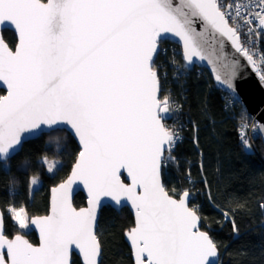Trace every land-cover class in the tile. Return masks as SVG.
<instances>
[{"label":"snow or ice","instance_id":"6c2138e0","mask_svg":"<svg viewBox=\"0 0 264 264\" xmlns=\"http://www.w3.org/2000/svg\"><path fill=\"white\" fill-rule=\"evenodd\" d=\"M241 7L235 5V18L251 23ZM256 7L264 8V0ZM184 9L231 40L255 66L216 0H184L175 7L171 0H0V25L18 33L15 50L0 39V81L7 86V95L0 96V171L10 173L22 134L44 125H70L81 145L71 175L52 189L50 215L31 220L40 230L39 247L21 235L8 239L0 218V264H71L74 249L83 264H97L95 225L104 197L117 205L130 201L135 210L128 232L135 264H216L217 246L200 231L189 193L174 197L160 182L179 138L160 115L169 110L153 59L162 34L184 41L188 62L203 59ZM255 18L264 26V12ZM121 170L131 184L121 180ZM77 181L89 196V206L79 210L69 197ZM12 212L20 229L28 227L24 209Z\"/></svg>","mask_w":264,"mask_h":264},{"label":"trees","instance_id":"16d2710c","mask_svg":"<svg viewBox=\"0 0 264 264\" xmlns=\"http://www.w3.org/2000/svg\"><path fill=\"white\" fill-rule=\"evenodd\" d=\"M3 35L14 48L15 33L6 30ZM167 46L169 50L164 57L157 56L155 67L160 61L161 99L170 95L181 106L176 117L182 126V139L171 153L173 159L165 160L164 186L174 197L184 191L192 195L190 207L196 206L202 229L221 253V264H264L262 139L259 137L250 151L242 147L237 132L246 113L239 106H227L224 92L216 88L205 69L202 73L197 68L185 71L178 45ZM4 94L1 90L0 96ZM79 151L71 134L53 131L25 143L11 160L10 173L0 171V207L8 237L19 234L9 210L24 209L30 218L47 215L50 190L69 176ZM44 159L57 160L61 165L52 174ZM32 178L40 182L35 190ZM74 204L77 208L85 206V196L79 194ZM134 225L128 208L120 213L109 206L102 209L97 233L103 250L101 264H134L125 241V233ZM25 235L38 244L32 230ZM73 264H81L76 255Z\"/></svg>","mask_w":264,"mask_h":264},{"label":"water","instance_id":"95a60500","mask_svg":"<svg viewBox=\"0 0 264 264\" xmlns=\"http://www.w3.org/2000/svg\"><path fill=\"white\" fill-rule=\"evenodd\" d=\"M41 2L46 3L47 0H41ZM184 2V0H171L172 5L179 6ZM216 3L218 4L217 0ZM219 5V4H218ZM184 11L189 12V20L190 23L187 25L188 29L190 30V35L193 39V41L197 44L203 59H201L199 56L193 57L191 62H188L185 58V48H184V41L181 40L179 36L174 35L173 33H164L162 34L158 47L157 52L154 55V62L156 60L157 54L159 52L160 43L161 42H171L173 44L178 45L181 48V54H182V61L184 63V68L187 71H193L194 69H205L209 75L211 76L216 88L218 90H221L225 93H228L232 95L239 105L242 107L243 111L246 113L247 117L255 119L258 123L257 129L258 133L262 139V142L264 144V82L260 80L259 76L256 74V67L253 66L252 63H250L245 55L243 53L237 51L236 46L233 44L231 40H229L227 37L222 36L219 32H217L215 29L212 28L211 25H209L206 21H204L199 16H192L191 12L188 9H184ZM222 11V10H221ZM183 19V17H181ZM230 26V24H229ZM9 30L13 33H15L17 37V44H18V33L15 30L14 26L4 24L0 25V39L4 41V43L11 49L15 50L16 46L14 48L10 47V45L7 43V41L4 39L3 32ZM239 43L241 45L240 37H239ZM217 76L220 77V80L217 79ZM222 81H224L222 83ZM231 82L232 88L228 87L227 82ZM161 85V83H160ZM3 90L5 92V95H7V86L3 84L2 81H0V91ZM161 91H160V98H161ZM160 115L163 117L162 123L167 119L168 112H161ZM57 130H65L69 134L72 135L74 140L76 141L78 147L81 150V145L79 143V138L75 135L74 130L71 129L70 125L67 124H59L51 126H41V129L35 130L31 133H24L22 134L21 138V145L18 146L13 158L18 155L22 149L25 143L29 141H33L41 137L43 134H48L53 131ZM167 157V153L165 154ZM78 159V157H77ZM76 159V162H77ZM75 162V163H76ZM75 165V164H74ZM73 165V167H74ZM164 166V165H163ZM163 166L161 168V174H160V182L164 186L163 182ZM73 167L71 169V172L69 176L72 173ZM121 180L125 184H131V178L128 176L126 170H121ZM69 176L61 183H64L67 181ZM60 183V184H61ZM57 186L53 187L56 188ZM50 190V199H49V212L47 215H50V209L52 204V198L53 193L52 189ZM165 188V186H164ZM166 190V188H165ZM167 191V190H166ZM189 193V192H188ZM79 194H83L86 198V205L80 208H77L74 204L76 197ZM69 197L71 201L72 207L76 208L77 210L81 208H87L88 205V190L84 187L83 183L80 181H77L71 185L70 191H69ZM192 195L189 193L188 195V201L189 206L191 204ZM112 207L117 212H121L122 209L128 208L130 212L133 214L134 221H135V210L131 206L130 201L122 200L120 205H117L114 201L111 200L110 197H104L101 200V208L97 212V220L95 225V232L98 233V227L101 217V211L105 207ZM43 215V216H47ZM43 216H35L30 218V228L31 230L37 235L38 238V244H33L29 238L25 234H18L23 236L24 239H26L30 244H32L34 247H39L41 242V236H40V230L37 228L34 224L31 223L32 219H35L37 217H43ZM0 218L3 220V233L8 239H14V237H8L5 233V219L4 214L2 212V209L0 207ZM135 226V225H134ZM200 231L206 232L202 229V222L200 221L199 225ZM128 232L125 233V241L127 245L129 246L131 250V255L133 262L135 264V254H134V248L132 246V243L128 237ZM208 235L209 233L206 232ZM211 238V236L209 235ZM98 238V234H97ZM212 239V238H211ZM99 240V238H98ZM100 243V241H99ZM4 254L6 255V249L3 250ZM102 246L100 244V254L97 257V264H101L102 261ZM218 255L215 257L216 264H221V253L217 248ZM77 256L80 259L81 264H83V257L81 254H79L78 249H74L71 253L70 259L71 264H73L74 256Z\"/></svg>","mask_w":264,"mask_h":264},{"label":"built area","instance_id":"2783aa9c","mask_svg":"<svg viewBox=\"0 0 264 264\" xmlns=\"http://www.w3.org/2000/svg\"><path fill=\"white\" fill-rule=\"evenodd\" d=\"M217 2L222 12L226 14V19H228L230 26L237 28L238 35L241 41V45L244 48H246L250 54L253 55V58L255 60L256 74L259 76L260 80L264 82V79H262V75H264V26H261L259 24V21L255 18V13L264 12V8L256 7L259 0H217ZM236 4L242 5L240 11L241 13H244L245 19L250 20L251 23L245 24L242 19L235 18V13H236L235 5ZM229 6H232V7L230 8ZM229 12H231V15H228ZM250 29L252 31H250ZM166 42L167 44L164 46L162 45V42L160 43V48H159V52L157 56L161 54L164 57V55L167 53V50H169L170 47H168L167 45H170L171 42H168V41ZM159 64H160V61H158L156 65L158 71H159V67L162 68V66ZM184 70L187 71L185 68ZM197 70L199 73H202L204 69H197ZM161 76H160V83H161V93H162L163 85L161 81ZM224 94H225L224 99L228 103L227 106H230V107L239 106L240 108H242L237 102V100L232 95L225 93V92ZM168 99H169V110H168L167 119L164 121V124L168 128L173 129L179 133V138L174 147L175 149L176 146L179 144L180 140L182 139V131H181L182 126L181 125L179 126V124H177L178 120L176 117L177 112L181 111V108H180L181 106L177 104V102L173 100V98L170 95L168 96ZM243 125H247V128L243 129V133H244L245 138L248 141V145H249L248 147L252 148V146L256 144L257 140L260 137L258 133V129H257L258 123L255 119H252L249 117L242 120L239 126V129H238V132H237L238 141L242 147H244L242 144V140H241ZM193 207L196 208V206H193Z\"/></svg>","mask_w":264,"mask_h":264},{"label":"rangeland","instance_id":"374dc122","mask_svg":"<svg viewBox=\"0 0 264 264\" xmlns=\"http://www.w3.org/2000/svg\"><path fill=\"white\" fill-rule=\"evenodd\" d=\"M55 135H56V134H55ZM56 136H58V135H56ZM56 136L52 135V137H56ZM52 137H51V138H52ZM58 138H59V137H56V138H55V141H56V142L59 141V140H57ZM49 142H51V141L49 140ZM48 144H49V143H48ZM59 148H60V147H59ZM246 149H247L248 151H250V150H251V147H246ZM44 162L46 163L48 169H49V168L52 169L51 171L49 170V172L52 173V174H53V173L56 171V169L61 165V162H59V161H57V160L44 159ZM36 181H37V183H36L35 185H32V190H35V188L38 187V186L40 185L39 180L36 179ZM12 210H13V209H10L9 211H10V213H11V216H12L13 221L15 222V225L17 226V228H18V230H19V234H27L29 231H31V228H30V225H29L30 217L27 215V218H28V220H27L28 227H26V228H24V229H20L19 226H18V223H17V222L14 220V218H13V212H12ZM14 210H20V209H14ZM24 211H25V210H24ZM26 214H27V213H26Z\"/></svg>","mask_w":264,"mask_h":264}]
</instances>
